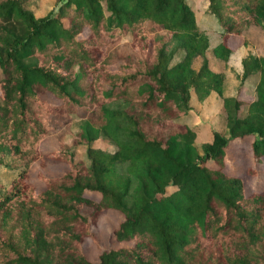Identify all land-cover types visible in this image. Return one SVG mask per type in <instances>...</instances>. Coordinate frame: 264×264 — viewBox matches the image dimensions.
<instances>
[{
	"label": "trees",
	"instance_id": "trees-1",
	"mask_svg": "<svg viewBox=\"0 0 264 264\" xmlns=\"http://www.w3.org/2000/svg\"><path fill=\"white\" fill-rule=\"evenodd\" d=\"M31 1L0 0V264H264V188L246 194L223 170L238 139L264 163V56L241 60L243 82L258 79L253 97L244 83L224 96L190 0H56L41 17ZM202 1L222 38L216 58L249 26L264 35V0ZM192 92L201 102L216 92L226 113V134L201 151L183 121ZM99 137L113 150L93 147ZM39 159L69 165L41 174V191L29 180ZM108 210L122 215L114 239L132 244L94 263L83 241Z\"/></svg>",
	"mask_w": 264,
	"mask_h": 264
},
{
	"label": "rangeland",
	"instance_id": "rangeland-1",
	"mask_svg": "<svg viewBox=\"0 0 264 264\" xmlns=\"http://www.w3.org/2000/svg\"><path fill=\"white\" fill-rule=\"evenodd\" d=\"M197 8V19L202 23L203 28L210 38V47L206 52L209 60L210 69L214 72H222L225 76L223 84L224 96H235L238 93L240 84H243L241 96L245 99H251L254 95V88L257 83V76L251 75L243 82V69L241 60L249 53L255 56H264V35L263 31L256 26H249L242 35L229 37V45L232 46L233 52L227 61L218 59L213 54V48L222 41V38L216 31L218 25L208 13H204V1L190 0ZM56 0H33L27 4L36 16L41 17L56 8ZM205 22V23H204ZM201 60L194 62V67L200 66ZM47 100H52L48 95L44 96ZM119 105L117 102L115 106ZM191 111L183 118L196 132L195 146L201 151V145L210 142L213 132L217 131L226 134V113L223 107L222 97L216 92H212L204 101H198L194 92L191 98ZM120 106V105H119ZM78 120L73 122L72 130H78ZM72 136H67V141L71 143ZM56 146V141L47 139L41 147L45 150H51ZM93 147L103 150H113L114 146L103 137H99L92 144ZM86 146H72L75 158L88 162L86 157ZM225 166L223 170L232 175L240 176L245 185L246 194L254 190L264 188V163L256 164L252 157L251 139L244 138L234 140L230 143L227 155L225 157ZM209 165L216 167L211 162ZM69 169L66 163H47L43 164L41 159L33 163L29 180L32 181L33 187L37 191L44 188V182L41 180V174L45 176H59ZM1 173L8 175V170L0 169ZM5 180V178H4ZM90 196H95L90 194ZM122 215L115 210H108L100 218L92 222V236L86 237L83 241V248L88 259L94 263L98 262L99 254L103 249L113 247L117 248L123 244L131 245L132 242H118L114 239L113 232L118 227Z\"/></svg>",
	"mask_w": 264,
	"mask_h": 264
}]
</instances>
